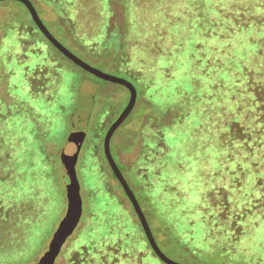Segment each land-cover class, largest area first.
I'll list each match as a JSON object with an SVG mask.
<instances>
[{
	"label": "rangeland",
	"instance_id": "rangeland-1",
	"mask_svg": "<svg viewBox=\"0 0 264 264\" xmlns=\"http://www.w3.org/2000/svg\"><path fill=\"white\" fill-rule=\"evenodd\" d=\"M135 1H138V8L144 9L146 5L142 2L148 3L150 0ZM4 2L8 4L0 2V212L9 215L10 221L0 226V264H34L47 250L52 234L65 214L67 203L61 176L60 152L67 140L77 143L80 139L82 145L76 174L82 198V214L55 264L77 263L83 257L79 254L83 247L87 249L89 260L93 262L94 258L104 254L103 245L110 249L120 246L124 238L131 239L133 222L135 229L138 228L145 239V252L140 258L127 259L128 264H164L154 256L133 208L108 164L106 168H100L97 158L87 161L89 146L96 147L99 159L103 155L104 134L119 115L116 113L109 117L104 130H97L93 134L89 133L86 121L77 118L75 108L89 104V93L94 92L103 83L102 80L61 55L43 35L45 50L41 46L35 50L28 49V42L20 39L21 33L16 27L13 26L12 29L11 26L10 30L3 28L11 5L21 15H26L27 20H31L27 9L16 1ZM30 2L47 30L63 47L93 68L124 78L135 86L136 103L125 122L114 132L110 149L140 206L143 192L139 193L136 187L138 191L135 190L133 166L129 167L137 157L141 145L138 132L146 122L147 126L154 123L153 135L162 139L159 156L163 157L167 151L175 150L167 157V170L175 175L171 179L173 183L156 181L153 192L163 198L173 196L179 203L185 201V213L188 214L187 219L190 218L195 224L196 237L202 235L201 224H209L208 229L212 231V235L207 243L211 246L200 248L186 244L187 250L184 251L175 245H166L161 242L162 235L155 233L158 222L153 220L149 226L163 254L178 264H264V150L259 151L254 142H248L231 128L238 118L251 117L254 110L248 96L241 94V86L246 83L243 81L245 77L240 73L242 70L230 67L244 65L245 68V54L238 53L234 56L233 49L227 48L225 52L216 54L217 60L222 57L216 64L211 62L213 57L206 50V55L200 58L203 52L191 50V44L187 42L180 53L183 59L176 57L178 60L169 61L163 55L159 59L155 57L153 61H148L149 65L153 64V68L145 77L134 75L131 78L113 70L110 64L108 66L102 63V55H92L93 52L86 48V43L70 30L71 25L67 24L69 30L64 25L62 13L55 9L51 0ZM121 3V0H112L110 3L112 14L107 22L108 43H119L123 36L124 16ZM99 6L101 4L86 2L85 7L94 10L90 15L87 10L86 13L83 12L81 19L76 11L70 10L77 33H101V26L106 19L98 14ZM88 19H92L90 21L93 25L87 23ZM247 30H244L243 35L239 34V38L241 41L246 40L247 46L258 51L264 40L255 35L252 41L247 37ZM137 35L147 37L140 28L137 29ZM159 35L163 36L162 40L167 37L162 31ZM192 37L194 35L190 34L185 40L191 41ZM211 37L216 39L212 35ZM167 43L166 41L164 46ZM37 50L40 56L31 55L37 54ZM49 52L56 56L54 63L51 58L46 57ZM130 56L136 61L135 54L130 52ZM30 63L34 65L33 69ZM253 64L263 70L259 54L250 59L249 66ZM131 66L135 70L141 68L136 62H132ZM212 69L222 77V80L215 77L214 84L211 73H204ZM202 74H206L208 81L200 79ZM254 77L257 79L256 73ZM112 86L117 94L111 107L120 110V113L128 101L129 92L122 86ZM244 88L246 94L248 88ZM215 98L226 101L221 105L215 102ZM201 107L206 109V114H203ZM133 141L136 142L134 145L131 144ZM168 144L172 145L171 149ZM188 147L190 148L186 150ZM185 152L188 153L184 159L174 160V157ZM197 153L204 155L198 156ZM123 166L129 167L130 171L125 172ZM174 168L178 170L179 178ZM201 168L203 171H200ZM99 169L104 172L101 174ZM145 193L150 195L149 192ZM231 194L238 201L237 207L243 206L247 210V220L243 221V226L240 225L242 234L233 245L226 240H214L216 236L213 220L200 219L204 212L207 216L212 214L209 205L218 210L219 204L212 203L225 199L230 204ZM110 196L121 204L122 211L124 209L131 213L132 219L124 225L123 215L117 211L119 218L123 219L118 222L122 227L112 224L108 235H99L100 240L106 242L102 245L96 237L104 232L103 219H108L107 208H115L110 204ZM204 207L205 211L202 210ZM142 210L144 213L145 209ZM154 214L158 218V210ZM178 217L181 220V216ZM177 227L175 224V228ZM117 228L118 234L115 233ZM186 237L188 236L184 235ZM203 241L204 239L200 240V243ZM3 247L6 248L2 249ZM146 247L152 254L147 252ZM121 256L125 255L120 253V259Z\"/></svg>",
	"mask_w": 264,
	"mask_h": 264
},
{
	"label": "trees",
	"instance_id": "trees-1",
	"mask_svg": "<svg viewBox=\"0 0 264 264\" xmlns=\"http://www.w3.org/2000/svg\"><path fill=\"white\" fill-rule=\"evenodd\" d=\"M51 1L54 3L55 9L62 13L61 16H63L64 25L66 27L67 24L71 25L70 30L76 37L78 35V37L86 43V48L93 52L92 55H102V63L108 66L111 65L113 70L127 77L134 78V75H143V77H145L148 74L147 72L153 68V64L149 65L148 61H153L155 57L159 59V57L163 55V57L166 56L165 58L169 59V61L178 60L176 57H178L179 60L180 57L183 59L184 57L180 56V53L185 49L184 44L187 42L191 44L189 47L191 50L195 49L199 52H203L200 58L206 55V50L208 55L213 57L211 62H215L216 64L217 61H220L222 58L217 60L216 54L218 53L219 55L225 52L227 48L233 49L234 56H237L238 53H244L246 67L243 68L244 65H230V67L245 72L240 71L245 77L243 81L246 82L245 85L241 86L240 90L242 95L248 96L250 103L252 101L251 106L254 107V110L251 117L238 118L236 123H232L231 128L236 130L239 136L244 137L248 142H254L259 151L264 150V148H262L264 145V73L259 72L264 71V42L259 46V50L256 51L253 47L247 46L246 40L241 41V38H239V34L243 35L245 33L244 30L250 27L247 30V37L254 41L253 37L256 35L259 39L264 40V0H150L148 3L142 2L146 5L144 9L138 8V1L121 0L124 24L123 36L119 43L114 41L108 43L107 37V22L112 14L110 5L112 0H101L100 2L97 0ZM86 2H93L95 5L101 4L98 14H101L104 20L106 19V22L101 26V33L94 34L90 31L85 35H80L74 29L72 24L74 20L70 17L71 13L69 14V12L70 10L76 11L80 19L82 18L83 12L86 13V10L89 15L92 14L94 9L85 7ZM3 4L8 3L3 2ZM89 18L93 17L89 16ZM90 20L92 19L86 20L89 25L92 23ZM11 26L12 29H14L13 26L18 29L21 33L20 39L23 42H28L26 46L28 49L32 48L35 50L37 47L41 46L45 50L43 36L34 23L31 20H27V16L21 15L19 10L12 5L10 14L3 28H8V30H10L9 27ZM138 28L144 31V34L147 35L146 38L137 35ZM67 29L69 30L68 27ZM161 31L164 35H167L165 40H162L163 36L159 35ZM190 34L191 36L194 35V38L192 37L191 41L185 40ZM211 35L216 39L212 38ZM166 41L168 43L164 46ZM47 44L48 46L50 45L49 43ZM130 52L137 56L136 61L132 60ZM36 53L37 54L31 53V55L40 56L38 50ZM257 54L260 55L263 61V70H259L257 64L249 66L250 59ZM46 57L48 59L51 58L53 63L56 61V56L50 52L46 54ZM132 62L140 64L141 68H137L136 70L133 69L131 66ZM30 64L33 69L34 65L32 63ZM206 72L211 73L213 84L215 77L222 80L221 75L215 74V69L205 71L204 73ZM255 73L257 79L254 77ZM200 79L208 81L206 74H202ZM102 82L103 83L98 85L94 92L89 93L90 95H88V98L90 101L86 107L79 105L78 109L75 108L77 118L86 121V125L89 127V133L92 132V134L97 130L103 131L106 120H109V117L114 116L116 113L119 114L120 111L114 110V108L111 107V102L117 94L115 87L112 86V83ZM244 87L248 88L246 94H244ZM237 93H239V90ZM214 100L221 105L226 101L220 98H218V100L215 98ZM120 103H123V99H121ZM201 110L203 114H206V109L204 107H201ZM81 112L83 113L80 115ZM144 127H147L145 128L147 130H144ZM154 127V123H152V125L148 124L147 126L146 122L143 128L138 132L137 136L141 139V145L137 157L129 166H133L132 176L134 177V181H136V183H134V188L136 187L139 193L143 192L140 202L141 207L145 209L144 214L147 221L149 224L153 220L158 222L154 231L157 235H162L161 242H164L166 245L172 244L184 251L187 250L185 247L186 244H192L200 248H209L211 245H209L207 241H209L212 235V231L208 229L209 224L204 222L201 224L203 230L201 233L202 235L199 237L200 240L204 239V241L200 243L199 237H196L197 234L194 228V222H191L190 218L187 219L188 214L185 213L187 207L184 206L186 204L184 199V202L179 203V200L177 202L173 196H166L167 198H163V196L153 192V186L156 181L159 182L161 180L164 183L171 181V183H173L171 179L175 176L174 173L170 174L167 170V157L175 150L167 151L163 157L159 156L160 141H162V139L161 137L155 138L153 135ZM137 136L135 137L137 138ZM135 143L136 142L133 141L131 144L134 145ZM168 148L171 149L172 145L168 144ZM189 148L190 147L186 150ZM187 153L188 152H185L177 158L174 157V160H179L180 158L184 159ZM197 155L203 156L204 154L197 153ZM86 158L88 162H90L91 158H97V164H99L100 168H106L107 166L103 155H100L99 159L98 154H96V147L94 146H89L87 148ZM166 165L167 167L165 168ZM161 166H163L162 169ZM123 167L125 172L130 171L129 167ZM174 169L178 177V170L176 168ZM200 171H203V168H201ZM99 172L102 174L104 171L101 169ZM128 178L130 177L128 176ZM136 188L135 190H137ZM145 192H149L150 195L147 196ZM106 193L108 194V191H106ZM230 196V204L227 200L220 199V201L212 203L219 204L218 210L212 209L211 205H209L212 214L207 216L204 212L200 219L203 221L213 220L215 228L214 235L216 236L214 240H226L227 243L233 245L238 242L242 234L240 225L243 224L244 220H247V210L243 206L237 207L238 201L236 197L232 194ZM110 198V204L114 205L115 208H111L113 211L110 210L109 207L107 208V210H109L106 215L108 219H103L104 232L98 234L96 237V240L102 243V245L106 242L101 241L99 235H108L111 225L114 224L117 226L119 220L124 219V223H128L132 219L130 212L124 209L122 211L121 204L113 196H110ZM204 203L205 202H203V206L205 205ZM157 210L159 214L158 218L154 214ZM202 210L205 211V207ZM117 211H120L123 215V219L119 218ZM178 215L181 216V220ZM9 221L10 216L1 214L0 212V226L5 223L8 224ZM132 224L134 230H132L131 239L124 238L120 246L110 249L103 245L104 254L101 257L94 258L93 262L89 260L87 249L83 247L81 252H79L83 257L74 264H121L120 262H126L128 264L127 259L142 257L143 252H145L144 244L146 242L144 243L145 239L139 229H135L136 226L134 222ZM175 224L176 227L178 226L177 228H175ZM120 227H122V224ZM117 231L119 232L118 228L115 230V233ZM184 235L188 237L184 238ZM1 239L2 237L0 235V240ZM1 246L0 244V247ZM5 248L6 247H3L2 249ZM146 249H148L147 252H149V254H152L148 247H146ZM120 253L125 255L123 257L121 256L122 259L119 258Z\"/></svg>",
	"mask_w": 264,
	"mask_h": 264
},
{
	"label": "water",
	"instance_id": "water-1",
	"mask_svg": "<svg viewBox=\"0 0 264 264\" xmlns=\"http://www.w3.org/2000/svg\"><path fill=\"white\" fill-rule=\"evenodd\" d=\"M4 1H16L21 3L28 11V15L31 21L34 23L38 31L46 38V40L59 52L61 55L66 57L69 61L75 64L77 67L81 68L85 72L93 75L94 77L109 82L112 84H117L129 92L128 101L119 113L117 118L110 124L107 128L103 141L102 149L104 158L113 174V176L118 181L121 189L123 190L126 198L128 199L130 205L133 208L136 219L138 220L145 238L151 248L154 256H156L164 264H178L170 260L167 256L163 254L157 245L155 238L152 234L149 223L143 213V210L137 201L133 191L129 187L127 181L125 180L123 174L119 170L110 149V141L114 132L124 123L129 114L131 113L137 99V90L135 86L128 80L104 73L92 66L88 65L84 61L80 60L78 57L73 55L65 47H63L47 30L42 20L40 19L37 11L30 2V0H0ZM82 140L73 143L67 140L63 145L60 152V163H61V176L66 190V210L63 218L58 223L56 230L52 234V238L48 244L47 250L34 264H55L57 257L59 256L62 247L66 243L67 239L74 233L82 214V198L80 195V185L76 174V164L81 149Z\"/></svg>",
	"mask_w": 264,
	"mask_h": 264
}]
</instances>
